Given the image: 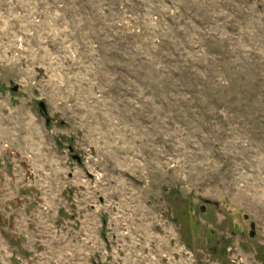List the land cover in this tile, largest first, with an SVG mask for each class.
I'll use <instances>...</instances> for the list:
<instances>
[{"label":"rangeland","instance_id":"374dc122","mask_svg":"<svg viewBox=\"0 0 264 264\" xmlns=\"http://www.w3.org/2000/svg\"><path fill=\"white\" fill-rule=\"evenodd\" d=\"M262 252L264 0H0V264Z\"/></svg>","mask_w":264,"mask_h":264},{"label":"water","instance_id":"95a60500","mask_svg":"<svg viewBox=\"0 0 264 264\" xmlns=\"http://www.w3.org/2000/svg\"><path fill=\"white\" fill-rule=\"evenodd\" d=\"M15 90H17V88ZM45 106L46 105L43 102H41L39 104V107L41 109V112L43 113L44 116H47V108ZM69 150H70L71 153H74V149L72 147H70ZM73 159L77 160L78 162H81V159H80V157L78 155H73ZM252 228H254V227L252 226Z\"/></svg>","mask_w":264,"mask_h":264},{"label":"flooded vegetation","instance_id":"af4514ba","mask_svg":"<svg viewBox=\"0 0 264 264\" xmlns=\"http://www.w3.org/2000/svg\"><path fill=\"white\" fill-rule=\"evenodd\" d=\"M204 209V208H203ZM251 235L253 236L254 235V232H251ZM263 253V258H264V252H262Z\"/></svg>","mask_w":264,"mask_h":264}]
</instances>
